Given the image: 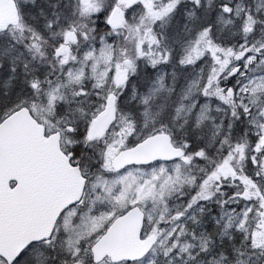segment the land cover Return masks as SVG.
Returning <instances> with one entry per match:
<instances>
[{
  "label": "snow or ice",
  "instance_id": "obj_1",
  "mask_svg": "<svg viewBox=\"0 0 264 264\" xmlns=\"http://www.w3.org/2000/svg\"><path fill=\"white\" fill-rule=\"evenodd\" d=\"M0 264H264V0H0Z\"/></svg>",
  "mask_w": 264,
  "mask_h": 264
}]
</instances>
